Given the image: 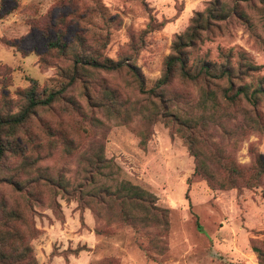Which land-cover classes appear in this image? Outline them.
I'll use <instances>...</instances> for the list:
<instances>
[{"label": "trees", "instance_id": "16d2710c", "mask_svg": "<svg viewBox=\"0 0 264 264\" xmlns=\"http://www.w3.org/2000/svg\"><path fill=\"white\" fill-rule=\"evenodd\" d=\"M66 2L70 8L67 18H60L53 29L42 30L43 34L49 30L55 34L47 41L45 55L67 62V67L57 68V84L40 88L37 80L28 77V87L18 90L12 99L8 83L0 81V264H38L31 245L38 233L34 208L49 205L60 217L59 194L91 209L97 220L128 226L143 235L146 246L142 250L149 258L154 260L167 251L169 210L158 206L151 192L119 180L118 166L105 156L106 129L92 117L94 112H105L124 123L131 112L127 99L98 77L103 72L124 74L132 80L143 97L139 108L142 114L146 112L148 123L162 122L171 137L182 140L194 163L187 184L192 179L204 181L215 192L260 189L264 200L261 152L250 146V161L241 165L235 157L237 140L228 141V151L222 146L224 139L219 138L230 137L225 124L238 119L235 127L243 137L264 134V77L251 81L259 67L244 52L234 54L233 49L222 52L217 61L206 57L191 60L200 44L222 35L231 22L250 32L253 26L248 9L259 13L264 26V0H205L203 9L193 11L183 32L174 36L171 53L163 59L160 76L151 86L133 58L113 61L104 55L108 38L98 36L91 45L78 33L75 42H65L66 19L78 25L97 13L102 15L94 0ZM182 11L183 5L170 22ZM111 23L103 16L106 28ZM154 29L151 18L143 33ZM132 50L137 52L135 47ZM43 59L40 56L39 63L45 65ZM10 71L6 68L5 74L9 76ZM77 89L89 111L93 109L87 118L73 99ZM47 114L68 119L78 116L91 126L68 121L63 128L53 127ZM212 134L221 142L212 140ZM73 159L81 176L76 186L65 178L63 166ZM151 231L156 238L150 237ZM96 233L101 234L99 230ZM250 249L257 264H264V239L260 245L251 240Z\"/></svg>", "mask_w": 264, "mask_h": 264}, {"label": "rangeland", "instance_id": "374dc122", "mask_svg": "<svg viewBox=\"0 0 264 264\" xmlns=\"http://www.w3.org/2000/svg\"><path fill=\"white\" fill-rule=\"evenodd\" d=\"M94 1L102 15L97 13L90 21H81L78 25L66 19L64 41L75 42L78 33L91 45L98 36L108 38L104 55L113 61L133 58L147 85L151 86L160 76L163 59L171 53L174 36L183 32L193 11L203 9L205 0ZM182 5L184 12L170 22ZM247 12L253 26L250 32L237 22H231L222 35L200 44L191 60L206 57L217 61L222 52L233 49L234 54L244 52L259 67L252 82L264 77V26L258 12L253 9ZM69 13L66 0H0V81L8 83L12 99H16L18 90L28 87V77L37 80L40 88L49 89L57 84V68L67 67V62L45 55L47 41L55 34L53 30L43 34L42 30L53 29L52 25L62 17L67 18ZM103 16L112 20L108 28L103 24ZM151 18L155 29L143 33ZM164 21L168 23L161 28ZM40 56L47 61L45 65L39 63ZM6 68L11 70L9 76L5 74ZM98 77L117 90L122 99H127L129 108L126 107L131 112L126 123L115 116H106L105 112H94L92 117L98 118L100 128L106 129L105 156L118 166L119 180L151 192L157 198V205L169 210L167 251L154 260L149 258L142 250L146 246L143 235L128 226L97 220L91 209L81 208L75 199L59 194L56 201L60 217L49 205L34 208L38 233L31 245L37 263L257 264L250 241L260 245L264 239V200L260 189L215 192L204 181L192 179L187 184L194 163L182 140L171 137L162 122L148 123L146 112L142 114L139 108L143 97L127 76L103 72ZM72 94L87 118L93 109L89 111L78 89ZM46 116L53 127L63 128L68 121H79V125L86 128L91 126V122H83L78 116L70 119L55 114ZM238 121L225 124L231 135L219 137L224 139L222 146L229 151L228 141L236 139V160L247 165L248 149L254 145L264 163V134L243 137L235 127ZM219 138L212 134V140L221 142ZM63 166L65 178L76 186L81 178L77 162L69 160ZM150 234L151 238H156L153 231Z\"/></svg>", "mask_w": 264, "mask_h": 264}, {"label": "crops", "instance_id": "0c3cea01", "mask_svg": "<svg viewBox=\"0 0 264 264\" xmlns=\"http://www.w3.org/2000/svg\"><path fill=\"white\" fill-rule=\"evenodd\" d=\"M183 12H184V8H183V11L181 12V14H182ZM181 14H180V15H181Z\"/></svg>", "mask_w": 264, "mask_h": 264}]
</instances>
